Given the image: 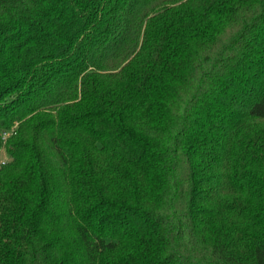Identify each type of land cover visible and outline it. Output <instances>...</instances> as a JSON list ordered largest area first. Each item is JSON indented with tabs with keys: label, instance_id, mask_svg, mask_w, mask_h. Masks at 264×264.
<instances>
[{
	"label": "trees",
	"instance_id": "16d2710c",
	"mask_svg": "<svg viewBox=\"0 0 264 264\" xmlns=\"http://www.w3.org/2000/svg\"><path fill=\"white\" fill-rule=\"evenodd\" d=\"M0 264H264V0H0Z\"/></svg>",
	"mask_w": 264,
	"mask_h": 264
},
{
	"label": "rangeland",
	"instance_id": "374dc122",
	"mask_svg": "<svg viewBox=\"0 0 264 264\" xmlns=\"http://www.w3.org/2000/svg\"><path fill=\"white\" fill-rule=\"evenodd\" d=\"M10 160V157L8 156V154L6 153L5 150H3L0 154V163L3 162H8Z\"/></svg>",
	"mask_w": 264,
	"mask_h": 264
}]
</instances>
